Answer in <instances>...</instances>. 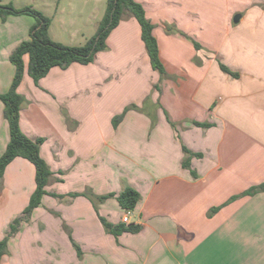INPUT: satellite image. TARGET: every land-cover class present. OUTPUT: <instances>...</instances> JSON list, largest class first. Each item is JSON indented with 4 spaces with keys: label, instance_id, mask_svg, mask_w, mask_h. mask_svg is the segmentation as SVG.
Returning a JSON list of instances; mask_svg holds the SVG:
<instances>
[{
    "label": "crops",
    "instance_id": "0c3cea01",
    "mask_svg": "<svg viewBox=\"0 0 264 264\" xmlns=\"http://www.w3.org/2000/svg\"><path fill=\"white\" fill-rule=\"evenodd\" d=\"M41 1L49 36L65 45L88 40L106 6ZM135 1L154 25L167 77L151 67L132 16L110 30L91 62L54 66L38 84L24 72L20 129L43 138L39 152L53 174L1 264H264V191L232 199L264 182V0ZM6 21L0 93L14 74L9 55L34 22ZM129 104L139 109L113 126ZM8 139L0 101V154ZM126 185L140 193L130 216L140 229L114 236L98 215L117 223L125 210L115 197L93 202L81 193ZM34 188V166L14 158L0 178V239Z\"/></svg>",
    "mask_w": 264,
    "mask_h": 264
},
{
    "label": "trees",
    "instance_id": "16d2710c",
    "mask_svg": "<svg viewBox=\"0 0 264 264\" xmlns=\"http://www.w3.org/2000/svg\"><path fill=\"white\" fill-rule=\"evenodd\" d=\"M29 15L34 18V22L29 28L28 39L22 40L10 53L9 61L14 66V74L9 88L0 93V101L3 103V116L8 124L9 139L0 154V178L6 166L16 157H21L32 163L35 169V188L30 194L27 205L22 214L15 217L9 224L6 235L0 239V264L2 255L6 252L8 238L13 235L23 221H26L31 211L41 203L42 196L49 194L46 186L52 180V171L46 161L41 157L39 148L43 141L42 137L30 138L20 129L19 116L20 109L25 102V97L17 91L24 72L38 84V80L45 76L50 68L58 66L66 68L73 62L87 64L94 59L97 52L106 49V37L110 30L114 28L122 19L132 16L140 26V37L149 58L151 67L156 70L160 78L167 77L166 70L159 58L158 43L153 34L154 25L146 17L143 6L135 0H106V6L101 19L97 22L94 34L82 45H65L54 41L48 33L51 18L42 11L31 5L15 7L12 3L0 4V17L4 21L7 16ZM195 46L197 43L194 42ZM28 55V63L25 68L23 56ZM222 70L231 75L236 73L230 71L226 66L220 65ZM129 109H139L135 104H129L124 109L112 117V124L116 126ZM68 119V118H67ZM69 120V119H68ZM197 123V122H196ZM200 124V123H197ZM174 125V123H172ZM207 125V124H204ZM184 152H190L184 147ZM198 155V154H195ZM182 164L189 167L188 158H184ZM192 173H194L192 171ZM259 191H264V182L254 185L238 195H251ZM55 197L61 195L51 193ZM78 193H70L75 196ZM91 201L101 202L108 197H115L119 206L123 210H133L140 199V193L133 187L126 185L119 192H109L102 195H95L90 190L81 193ZM95 207V206H94ZM96 208V207H95ZM217 207L210 209L214 212ZM104 230L117 236L122 232H137L140 225L134 222L124 223L119 221L112 223L105 217L98 215ZM77 251L79 248L74 244Z\"/></svg>",
    "mask_w": 264,
    "mask_h": 264
},
{
    "label": "rangeland",
    "instance_id": "374dc122",
    "mask_svg": "<svg viewBox=\"0 0 264 264\" xmlns=\"http://www.w3.org/2000/svg\"><path fill=\"white\" fill-rule=\"evenodd\" d=\"M25 2V3H24ZM13 3L15 4V6H24V5H31L33 6L34 8L38 9V10H41V4L43 3L41 0H14ZM8 18H16V17H27L28 19H30L31 21H34V18L31 17V16H7ZM1 19V17H0ZM2 20V19H1ZM0 23H6V25L10 22L6 21L5 20ZM13 24V23H11ZM16 25V24H15ZM3 44V42L0 41V49H1V45ZM1 54H4L2 53V51H0Z\"/></svg>",
    "mask_w": 264,
    "mask_h": 264
},
{
    "label": "built area",
    "instance_id": "2783aa9c",
    "mask_svg": "<svg viewBox=\"0 0 264 264\" xmlns=\"http://www.w3.org/2000/svg\"><path fill=\"white\" fill-rule=\"evenodd\" d=\"M132 214V210H126L124 211L122 217H121V221L124 223H130V216Z\"/></svg>",
    "mask_w": 264,
    "mask_h": 264
},
{
    "label": "water",
    "instance_id": "95a60500",
    "mask_svg": "<svg viewBox=\"0 0 264 264\" xmlns=\"http://www.w3.org/2000/svg\"><path fill=\"white\" fill-rule=\"evenodd\" d=\"M237 16H238V15H236L235 20L237 19Z\"/></svg>",
    "mask_w": 264,
    "mask_h": 264
}]
</instances>
